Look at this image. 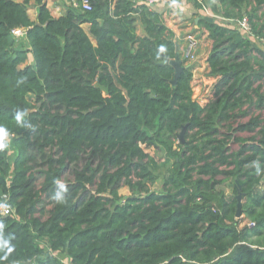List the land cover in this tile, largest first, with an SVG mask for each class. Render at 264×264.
<instances>
[{
    "label": "trees",
    "instance_id": "obj_1",
    "mask_svg": "<svg viewBox=\"0 0 264 264\" xmlns=\"http://www.w3.org/2000/svg\"><path fill=\"white\" fill-rule=\"evenodd\" d=\"M89 1L92 10L71 0L55 16L46 0H0V133L12 138L0 149V203L10 206L0 210V264H66L58 254L68 264H264V114L238 122L264 111V50L201 18L217 77L202 105L185 58L176 79L180 45L159 10ZM217 1L264 40V0ZM155 146L173 162L161 191L151 188L161 164L146 151ZM226 179L234 196L217 189Z\"/></svg>",
    "mask_w": 264,
    "mask_h": 264
},
{
    "label": "crops",
    "instance_id": "obj_2",
    "mask_svg": "<svg viewBox=\"0 0 264 264\" xmlns=\"http://www.w3.org/2000/svg\"><path fill=\"white\" fill-rule=\"evenodd\" d=\"M69 1L71 2V0H46L48 8L55 16H60L66 13V5L69 4ZM153 6L155 9L159 10L162 13L167 26L175 32V40H179V42L181 43L180 51L186 45V39L183 38V35L190 33L189 31H193L200 38L198 57L191 65L193 70L194 82L199 80V83H201V85H204V82L210 85L207 86L206 89L208 93L207 96L210 97V99L205 100L204 102H200L196 98L202 105L207 104L214 98V86L215 82L217 81V77H211L209 75L211 67L208 62V57L211 52L213 42L209 38L208 30L204 26L199 25L201 18H212V20H215L216 22H219L223 25L231 27L234 26L236 28L242 29V34L244 37L249 38L250 40L255 42L257 46L261 47L264 50V40H260L252 34L248 21L245 25H243V21L246 22L245 20L238 21L234 19L224 18L221 13L220 3L217 0H203V7L200 9L195 8L194 4L187 0H163ZM215 6H218V11L214 10ZM31 11L34 12V15L31 17L35 19L37 16V7H35L33 3H31L30 6V12ZM244 19L247 20V17H245ZM85 27L87 28L88 26L86 25ZM194 82V90L197 89L198 91H200V85L196 87Z\"/></svg>",
    "mask_w": 264,
    "mask_h": 264
},
{
    "label": "rangeland",
    "instance_id": "obj_3",
    "mask_svg": "<svg viewBox=\"0 0 264 264\" xmlns=\"http://www.w3.org/2000/svg\"><path fill=\"white\" fill-rule=\"evenodd\" d=\"M50 1H53V0H50ZM30 14H31V16H33L34 15V12L31 11ZM139 32L140 33L143 32L141 28L139 29ZM189 32H193V31H189ZM185 36L186 35H183V38H185ZM177 42L179 43V45H181V43L179 42V40H177ZM17 44H18L19 47L20 46L27 47L28 44H27V40H26L25 36L20 37V39L17 40ZM180 48H181V46H180ZM179 53H180L181 58L183 60L184 57H183V54H182V50ZM28 62L29 63L30 62H33V59H32V56L31 55H29ZM193 82H194V78L192 80V87H193ZM194 84H195L196 87L200 85L199 86L200 87V89H199L200 91H198L197 89L194 90V88H193V90H194L193 97L194 98H197L200 102H204L205 100L210 99V97L207 96L208 93L206 91L207 86H210V85H208V83H205V82L203 83L205 85V87H204V85H201V83H199V80L198 81H195ZM259 113L264 114V111H260V110H258V109H256V108L253 107L250 110L249 115L246 116V117H243V118L242 117L239 118L238 119V122L239 121H244L245 122L250 116L257 115ZM250 135H251V133H249V132H242V133L239 134V136H242V137H246V136H250ZM11 141H12V138H11L10 135L0 133V143L7 144V146L10 148ZM180 141H181L180 143H183L182 140H180ZM178 142H179V140H177L176 146H177ZM230 147H231L232 150H237L239 148V145L237 143H235V142H232L231 145H230ZM9 151L13 153L12 150H9ZM146 151L149 152V154L152 157H154L155 160L159 164H161V167L158 170L159 180H157V182L151 186V188L153 190H155V191H161L162 190V180L161 179L172 168L173 162L167 160L168 158L166 156V151L163 149L162 146L146 147ZM38 158H39V155H38ZM41 168H42L41 167V164H37V166H35V170L37 171L36 178H37L38 187H40L42 185V182L44 180L43 174L41 173V171H38ZM222 178H223V176H220V179H222ZM70 179H74V177H73V175L71 173V170H69V171H67V172H65L63 174V180L64 181H68ZM233 185H234V183H233V180L232 179H226V180H224V182L222 184L217 185V189L218 190H223L227 196H229V195L234 196L235 193L233 192ZM119 192H120V194L124 198L131 195V190H130V188L128 186H122ZM242 202H243V198H242ZM42 205L45 207L46 211L51 208V204L48 203L46 200H44V203ZM244 216H245V214H242L241 215V217H242L243 220L240 223V227H242V226L247 225V224L250 223V221L248 219H246ZM58 255H60V258L63 259L66 264H68V260H67V257H65V255H62V254H58Z\"/></svg>",
    "mask_w": 264,
    "mask_h": 264
},
{
    "label": "built area",
    "instance_id": "obj_4",
    "mask_svg": "<svg viewBox=\"0 0 264 264\" xmlns=\"http://www.w3.org/2000/svg\"><path fill=\"white\" fill-rule=\"evenodd\" d=\"M146 4L153 6L156 3H159L163 0H144ZM73 6L82 8L85 11L92 10V4L89 0H72ZM246 22L243 21V25L247 23V20L244 19ZM26 33L25 28H16L13 30L14 36L19 40L20 37L24 36ZM186 45L182 49L183 57L188 61L189 64L195 62L198 57V50L200 47V38L196 33H188L185 36ZM0 210L3 214L10 213V206L6 203H0ZM253 225V223H251Z\"/></svg>",
    "mask_w": 264,
    "mask_h": 264
},
{
    "label": "water",
    "instance_id": "obj_5",
    "mask_svg": "<svg viewBox=\"0 0 264 264\" xmlns=\"http://www.w3.org/2000/svg\"><path fill=\"white\" fill-rule=\"evenodd\" d=\"M209 20L212 21V18H209ZM179 52L177 54L176 60L173 61V64L176 67V79L180 75V73L184 71L183 60H182L181 55H180ZM183 132L184 131H182L181 134H180V138H181L182 142H184V134H183ZM241 199H242V194L239 192L238 195H237V200H238L237 213H236L237 217H241V212H242L241 211V209H242Z\"/></svg>",
    "mask_w": 264,
    "mask_h": 264
},
{
    "label": "clouds",
    "instance_id": "obj_6",
    "mask_svg": "<svg viewBox=\"0 0 264 264\" xmlns=\"http://www.w3.org/2000/svg\"><path fill=\"white\" fill-rule=\"evenodd\" d=\"M17 119H19V116L17 117ZM6 147H7V144L0 143V149L6 148ZM61 187H63V185H61Z\"/></svg>",
    "mask_w": 264,
    "mask_h": 264
}]
</instances>
